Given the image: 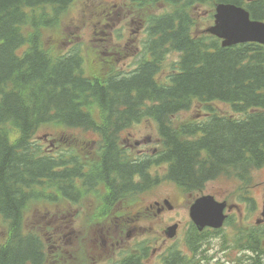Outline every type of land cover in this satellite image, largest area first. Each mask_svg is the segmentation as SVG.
<instances>
[{
  "label": "trees",
  "instance_id": "1",
  "mask_svg": "<svg viewBox=\"0 0 264 264\" xmlns=\"http://www.w3.org/2000/svg\"><path fill=\"white\" fill-rule=\"evenodd\" d=\"M74 1L0 0V222L6 228L0 264H45V239L26 229L27 208L33 201L71 197L72 168L34 141L44 127L96 133L113 145L119 133L150 118L165 146L160 161L169 165V179L187 192L220 178L246 185L264 167V46L224 48L210 35L196 37L189 3L166 0L172 12L151 21L150 59L129 77L92 78L80 52L59 54L44 40ZM211 1L244 6L253 19L264 21V0ZM173 53L178 58L169 65V81L160 82L157 76ZM218 102L245 117L214 110L206 120L174 121L194 104L206 109ZM114 164L108 155L106 165ZM138 165L135 172L144 177L148 167ZM122 166L117 171L123 184L131 182L133 172ZM235 241L250 250L254 264H264L257 258L264 232L240 228Z\"/></svg>",
  "mask_w": 264,
  "mask_h": 264
},
{
  "label": "rangeland",
  "instance_id": "2",
  "mask_svg": "<svg viewBox=\"0 0 264 264\" xmlns=\"http://www.w3.org/2000/svg\"><path fill=\"white\" fill-rule=\"evenodd\" d=\"M101 1L76 0L62 13L58 28L47 32L44 40L51 50L59 54L80 51L85 59L86 74L90 77H107L119 71L131 72L145 53L147 29L142 34H137V25L130 24L129 33L127 30L123 32L122 28L126 24L124 20L119 22V19L127 15L129 20L135 19V22L142 23L146 28L152 17L161 15L162 10H168L169 7L163 3H152L153 0L142 4L126 3L129 7H124L121 15L120 10L124 3H115L120 0H105L111 3H99ZM212 12L211 3L207 0L203 4L196 3L191 9L196 33H201L211 25ZM106 23H109L108 27H105ZM136 50L141 52L136 53ZM175 55L173 53L170 56L164 72L159 75L161 82L168 77L169 65L176 59ZM213 107L226 115L241 116L236 115L226 103H217ZM204 113V106L196 104L190 111L178 115L175 120L178 123L193 119L200 121L205 117ZM87 137L91 141L87 140L86 134L78 131L44 127L40 129L34 141L44 152L47 151V154H66L68 159L73 154H95L93 147H89L90 151H87L86 155L85 152H71L72 149L94 146L93 141H98V138L92 135ZM122 143L140 144L134 151L145 154L144 157L149 159L158 156L163 149L158 126L152 119H144L127 129L122 135ZM92 159L94 162L98 161L95 155ZM163 170L159 168L154 172L153 177L158 178L159 183L151 190L134 196L135 198H127L118 204L117 208L104 209L103 194L90 196L86 192L74 206L65 198L57 197L54 198L55 202L34 201L28 207L26 229L38 232L44 239L54 236L57 240L60 239V234L61 238L72 241L95 240L99 238V231L102 230L104 235L108 234L112 239L125 240L128 246L137 244L140 253L142 251L147 256L146 264H166L165 259L171 253L173 255L184 246L189 248L188 244L194 233L189 216L193 202L203 195H213L218 200L227 202L231 208L229 220L219 235H206V240L198 252L192 255L214 257V264H254L251 257L242 261L243 249L238 246L235 237L240 228L249 231L254 227L256 220L261 216L264 203V167L254 172L249 184L245 185L236 179L220 178L208 182L203 191L195 192H186L176 183L167 180L166 167ZM165 200L169 201L172 209L165 206ZM156 202L161 205L156 206ZM162 208L164 210L160 211ZM105 212L106 216L103 215ZM175 224L180 225L177 236L173 241L164 243L165 230ZM256 229L264 232V227ZM5 230L4 222H0V237L4 235ZM46 248L45 264H56V253L51 248V243L46 241ZM154 250L157 251L155 254ZM249 255L251 253L246 254V257ZM76 257L83 258V252L77 253ZM60 261L59 264H71L70 254H64Z\"/></svg>",
  "mask_w": 264,
  "mask_h": 264
},
{
  "label": "flooded vegetation",
  "instance_id": "3",
  "mask_svg": "<svg viewBox=\"0 0 264 264\" xmlns=\"http://www.w3.org/2000/svg\"><path fill=\"white\" fill-rule=\"evenodd\" d=\"M99 3H111L105 0H102ZM115 3H124L122 4V9L120 10V14L124 12V7H129L126 3H150L147 0H120ZM152 3H170L166 0H153ZM182 3V2H181ZM126 24L125 27L122 28V31H129V25L134 24L137 25V34L143 33L148 30V28L144 27L142 23H137L135 19H128L127 15L122 16V19H119V22ZM109 23L105 24V27H108ZM129 33V32H128ZM146 34H148L146 32ZM122 37L124 36L121 33ZM128 39V38H127ZM129 46V45H128ZM146 46V45H145ZM144 46V47H145ZM136 53L141 52L136 50ZM122 131L119 133V142L117 144H104L101 138L98 137L97 141H93L94 146H86L84 148H76L72 149L73 152H85L90 151L89 147H93L95 154H88L86 156H82L81 154H73L72 157L78 161L81 157V169L76 175H73L70 180V184L67 187L70 192L71 197L67 198V201L72 206L78 204L79 198L84 195V193H89L90 196L94 194H103L104 196V209L117 208L118 204L122 201H125L129 196H137L141 193H144L148 190H151L155 186V180L157 179V184L159 183V179L154 176V172L159 168L162 170L166 167L168 170V166L161 165V152L157 159V156L153 159H149L144 157L145 154L137 153L134 151L135 147H139L140 144L131 145L129 143H122V135L126 132ZM80 149V150H79ZM107 151L108 154H102L101 151ZM97 156L99 159L104 158L110 155L111 158H114V165H106L107 158L104 160L105 162H101L102 167L94 166V161L92 156ZM54 157H59V155H53ZM77 156V157H76ZM85 157V158H84ZM126 164V172L132 174V181H122L120 174L118 173V168H123L122 163ZM145 163L147 165V169L144 171V177L142 174H139L137 167L140 166L138 164ZM143 166V165H142ZM136 167V168H135ZM74 168V167H72ZM164 171V170H163ZM138 184L141 185V193L137 191ZM118 190V191H116ZM111 199H114V202H111ZM169 201L165 200L164 204L166 207L171 209L172 205H167ZM161 205V203L156 202V206ZM103 209V210H104ZM164 210L163 208L160 210ZM78 211V210H77ZM79 212V211H78ZM160 213V212H159ZM99 238H96L92 241L87 240H66L61 238L59 234V238L56 240V237H52L49 240L51 243V248L54 249V253L56 256L54 260L56 264H59L64 256V254H70L71 256V264H146L147 256L142 251L140 253L139 247L137 244L127 245L125 240H118L117 238L112 239L108 234L104 235V231H99ZM215 235H219L221 232L214 231ZM74 234V233H72ZM110 234V233H109ZM70 236V235H69ZM107 236V239H106ZM116 237V236H115ZM169 241H173V239H164V243H169ZM264 244V242H262ZM198 246V244H197ZM196 246V249H197ZM201 247V244L199 245ZM83 252L84 257H76L77 253ZM154 254L157 251H153ZM193 250L184 246V248L180 251H175L174 254H170V258L167 257L165 259L166 264H214L212 261L214 257L211 256H201V255H192ZM244 256V260L246 258H252L253 256L249 255L246 257V254H250L249 250L245 249L242 252ZM260 261L264 260V245L263 248L260 249V255L257 257Z\"/></svg>",
  "mask_w": 264,
  "mask_h": 264
},
{
  "label": "water",
  "instance_id": "4",
  "mask_svg": "<svg viewBox=\"0 0 264 264\" xmlns=\"http://www.w3.org/2000/svg\"><path fill=\"white\" fill-rule=\"evenodd\" d=\"M215 25L207 30L208 33L222 39L223 47L245 43H259L264 45V23L251 19L250 13L236 5L220 4L217 6ZM226 202H218L213 196H203L196 200L190 210V217L200 231L206 227L220 229L227 216ZM264 223V207L262 219L258 224ZM178 225L170 227L166 234L173 238L177 233Z\"/></svg>",
  "mask_w": 264,
  "mask_h": 264
},
{
  "label": "bare ground",
  "instance_id": "5",
  "mask_svg": "<svg viewBox=\"0 0 264 264\" xmlns=\"http://www.w3.org/2000/svg\"><path fill=\"white\" fill-rule=\"evenodd\" d=\"M167 25V24H166ZM162 27V26H161ZM159 32V31H158ZM162 43H163V41H162ZM69 61V60H68ZM7 103V102H6ZM193 104V103H192ZM176 116V115H175ZM136 168V167H135Z\"/></svg>",
  "mask_w": 264,
  "mask_h": 264
}]
</instances>
